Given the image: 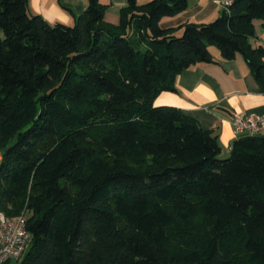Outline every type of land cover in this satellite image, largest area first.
Returning <instances> with one entry per match:
<instances>
[{
    "label": "trees",
    "instance_id": "obj_1",
    "mask_svg": "<svg viewBox=\"0 0 264 264\" xmlns=\"http://www.w3.org/2000/svg\"><path fill=\"white\" fill-rule=\"evenodd\" d=\"M126 1L118 24L88 0L67 25L0 0V211H24L32 235L16 264H264V134L224 156L194 117L154 104L210 46L264 90L250 41L264 0L176 27L160 20L188 0Z\"/></svg>",
    "mask_w": 264,
    "mask_h": 264
},
{
    "label": "crops",
    "instance_id": "obj_2",
    "mask_svg": "<svg viewBox=\"0 0 264 264\" xmlns=\"http://www.w3.org/2000/svg\"><path fill=\"white\" fill-rule=\"evenodd\" d=\"M106 5L104 20L118 24L119 11L126 0H100ZM145 3L148 0H136ZM88 0H28L31 14L41 15L49 23L74 24ZM223 7L216 0H188L185 10L160 20L162 27H176L183 23H207L216 18ZM255 37L251 44L264 46V20H253ZM181 30H178L180 33ZM213 62L197 63L180 72L175 79V91H162L154 98L158 105L180 108L194 117L203 129L216 136L222 155L229 153L233 139L241 136L233 131L230 118L234 113L264 115V90L260 89L241 54L231 60L221 58L219 50L210 46ZM264 134V125L261 130Z\"/></svg>",
    "mask_w": 264,
    "mask_h": 264
},
{
    "label": "built area",
    "instance_id": "obj_3",
    "mask_svg": "<svg viewBox=\"0 0 264 264\" xmlns=\"http://www.w3.org/2000/svg\"><path fill=\"white\" fill-rule=\"evenodd\" d=\"M232 0H216L225 7ZM233 131L242 135L261 133L264 115L259 113H234L230 118ZM32 235L27 229L25 212L8 215L0 211V264H16L27 251Z\"/></svg>",
    "mask_w": 264,
    "mask_h": 264
},
{
    "label": "water",
    "instance_id": "obj_4",
    "mask_svg": "<svg viewBox=\"0 0 264 264\" xmlns=\"http://www.w3.org/2000/svg\"><path fill=\"white\" fill-rule=\"evenodd\" d=\"M254 136H255V137H261V136H262V134H260V133H257V134H254Z\"/></svg>",
    "mask_w": 264,
    "mask_h": 264
},
{
    "label": "rangeland",
    "instance_id": "obj_5",
    "mask_svg": "<svg viewBox=\"0 0 264 264\" xmlns=\"http://www.w3.org/2000/svg\"><path fill=\"white\" fill-rule=\"evenodd\" d=\"M155 104V103H154ZM155 105H158V104H155Z\"/></svg>",
    "mask_w": 264,
    "mask_h": 264
}]
</instances>
